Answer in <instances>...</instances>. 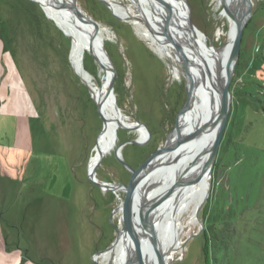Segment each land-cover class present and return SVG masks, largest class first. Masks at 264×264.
<instances>
[{"label":"rangeland","instance_id":"1","mask_svg":"<svg viewBox=\"0 0 264 264\" xmlns=\"http://www.w3.org/2000/svg\"><path fill=\"white\" fill-rule=\"evenodd\" d=\"M29 1L34 4L0 0V76L6 77V86L15 81L23 87L30 101L27 116L13 105L12 97L0 94L1 169L27 176L26 184L12 195L13 203L3 207L0 201V213L17 224L21 238L15 242L34 264H100L95 254L107 249L117 230L125 228L119 206L126 193L90 181L88 168L102 118L71 64L69 37L37 2ZM119 1L125 8L132 5L131 0ZM187 2L207 44L224 46L230 21L221 13L220 1ZM77 3L99 24L116 70L118 105L151 132L145 144L128 143L122 149L124 160L139 168L175 129L188 99L183 73L187 69L176 59V67L183 71L177 75L172 60L140 36L134 23L121 18L108 1ZM250 7L211 192L200 222L183 235L181 251L169 264H264V0H250ZM135 13L140 15L138 6ZM85 66L101 81L104 72L91 54L86 55ZM138 137L136 130L119 128L116 147ZM116 147L104 155L97 177L128 185L132 171L115 156Z\"/></svg>","mask_w":264,"mask_h":264},{"label":"bare ground","instance_id":"2","mask_svg":"<svg viewBox=\"0 0 264 264\" xmlns=\"http://www.w3.org/2000/svg\"><path fill=\"white\" fill-rule=\"evenodd\" d=\"M37 1L47 17L65 36L69 37L72 44L70 61L75 72L89 88L94 100L103 102L102 113L107 121L98 137L89 163V168L92 170L101 154L105 155L116 147L117 132L121 128L118 122L130 128L134 126L132 129L138 131L140 140L147 139L149 132L145 127L135 126L136 120H131L120 106V109L115 106L118 103L117 99L115 103L113 96L104 100L110 71L99 65L104 75L101 81H98L96 76L86 68L85 58L87 54H91L94 58L113 63L108 52L106 57L104 56L106 49L105 46L101 48L102 41L104 44V38L101 35L98 34L97 42L94 48H91L90 36L93 27L83 22L75 11L66 5L73 1ZM107 1L121 18L129 19L134 23L140 36L151 43L160 54L172 60V68L177 75L183 72L176 67L177 60L186 62L188 65L183 73L189 76L190 101L179 117L178 127L170 136L171 141L181 138L179 140L181 143L159 158L157 162L153 161L142 168L139 172L141 176L133 202V219L142 237L143 251L151 253V258L149 257L146 263L157 264V257L152 249L148 232L144 233L140 219V208L144 204L147 206L154 204L149 208L148 215L152 220L161 250L166 256V262L170 263L174 253L181 251L183 235L200 222L196 217V210L211 192V175L207 173L198 177L196 175L202 171L207 161L208 150L216 131L212 128L201 131L196 136H193V133L218 114L220 106L218 88L225 78L227 60L236 32V22L224 14L230 21L227 42L222 47H215L207 44V37L202 31L196 40L183 32L187 29L190 12L187 0H131L132 5L129 8L123 7L119 0ZM240 2L241 0H227V5L235 7ZM136 6L139 8L140 15L135 13ZM246 11L247 6L242 4L239 16H244ZM173 23H177L179 27ZM173 39L180 44V50ZM114 95L116 98L115 91ZM184 174V183L169 193L176 179ZM103 187L114 189V191L120 188L115 184L107 183ZM119 208L122 211V204ZM119 231L120 238L110 249L95 254V258L100 259V264L126 263L128 254L133 250V242L125 228Z\"/></svg>","mask_w":264,"mask_h":264},{"label":"water","instance_id":"3","mask_svg":"<svg viewBox=\"0 0 264 264\" xmlns=\"http://www.w3.org/2000/svg\"><path fill=\"white\" fill-rule=\"evenodd\" d=\"M33 1L38 3L37 0H33ZM72 1L73 2L66 3V5L69 8H71L72 10H74L75 13L77 14V16L83 22L90 24L93 27V32L91 33V36H90V43H91L90 46L93 49L95 46V42H97L96 40L98 39V34L100 31L99 24L97 21H95L93 18L89 17L87 14H85L81 10V8L79 7V5L77 3V0H72ZM102 1L105 2L106 4H108L106 0H102ZM219 1H220L221 5L223 6L221 13L227 15L228 17H231L236 22V32H235V35L233 38V44H232L231 52H230L228 60H227L225 78H224V81H222L220 83V86L218 88L219 94H220V106L218 109V114L212 120H209L205 124H203L202 127L200 126V128L193 133V136H196L201 131L212 129V128H215V131H216L213 142H212V144L208 150L207 161H206L202 171L196 175L197 177L200 176L201 174H205V173H207L210 176L212 174L213 167H214L216 160L218 158L222 138L224 135V131H225V128H226L228 120H229V116H230L231 111H232V93H231L230 87H231V83L233 81V77H234L235 72H236L237 62H238V59L240 57V50H241V44H242V40H243L244 29L247 25L248 20L250 19L251 15H252V11H251L252 8L250 7V0H241L240 4L238 6H235V7H229L227 5V0H219ZM242 4H243V6H247V11H246V14H244V16L240 17L239 11H240V7ZM188 6H189V4H188ZM189 10H190V6H189ZM115 15L118 16L117 14H115ZM173 24L176 27H179L177 25V23H173ZM178 29H180V28H178ZM183 32L191 35V37H193L195 40L198 37V34L200 33V29L197 27V25L194 23V21L192 19L191 10H190L189 16H188L187 29H186V31H183ZM101 41H102V39H101ZM173 41L175 42V44L178 46V48L180 50L181 46L177 42V40L173 39ZM103 47H104V44L102 41L101 42V48L103 49ZM104 52H105L104 56L106 57L107 51L104 50ZM95 61L98 63V65L102 66L107 71H110V80H109V84H108V88H107V92H106V96H105L104 100L113 96L114 101L116 103V98L114 95V83H115V74H116L115 67L113 64L105 62V60L104 61L99 60L97 57H95ZM184 65L187 69L188 65L186 62H184ZM189 83H190L189 76L187 75L186 76V84H187V89H188V99H187V102L185 103V105L183 106V108L181 109V111L179 112V114L177 116V122L175 125V129L172 131V133L178 127V119H179L181 113L184 111V109L188 106V103L190 101ZM95 102H96V106H97V110L99 112V115L102 118L103 128H104V125L106 124L107 120H106V117L102 113L103 102H98L96 100H95ZM115 106L118 109H120L118 104H115ZM118 123L121 126V128H123V129L132 130V128L134 127L133 126L132 128H130V127L125 126L124 123H122V124H120L121 122H118ZM135 126L145 127L149 132L148 138L143 139V140H140L139 138H135V139L123 141L117 145V147L114 151L115 156L121 162H123L125 164V166H127L132 171V176H131L129 184L125 185L123 183H110V182L100 180L97 177V168L100 165L102 159L104 158V154H101V156L98 159L97 164L95 165V167L92 170H90V168H88V177H89L90 181H92L94 184L98 185L102 189H104L103 186L106 183L107 184H115V185L119 186L120 188H124L126 194H125V197L122 199V202H121V204H122V221L124 223V226H125V229H126L128 235H129V238L133 242V250L131 253L128 254L127 261L125 264H134V263L135 264H147L146 262L149 260L151 253L148 254L149 252L145 253L143 251L142 240H141L142 237L139 235L137 227L135 225V220L133 219V211H134L133 202L135 200V192H136L137 184L140 181L139 178L141 176L139 172L142 170L143 167H145L146 165L150 164L153 161L157 162L159 160V158H161L163 155L168 153L174 147L178 146L181 143V141H179L181 138L179 140H176V141H171L170 140V136L172 135V133H171L168 136L165 143L162 145V147L158 148L139 168H132L124 160V158L122 156L123 147L128 143L145 144L151 137V132H150V130L146 124H144L143 122L135 121ZM184 176H185V174L182 176H179L178 179H176V181L174 182V184L172 186V189L169 190L170 191L169 193H171L174 188H176V187H178L184 183V181H185ZM111 190L114 191V189H111ZM206 199H208V198H206ZM206 199L204 200V202L206 201ZM204 202L201 203V205L196 210V217L199 220H201L200 214H201L202 207L205 204ZM153 206H154V204L148 205V206L146 204H144L143 206H141V208H140V219L142 222V226L144 227V233L146 234V231L148 232L147 234H148V237L150 239L152 249L155 252V255L157 257V264H169L166 262V256L163 253V251L161 250V246L159 245L157 237L154 233L152 220L150 219V217L148 215L149 208H151ZM118 238H120L119 229L117 230V237H116L115 241L107 249L100 251L98 253H103V252L107 251L108 249H110L112 247V245L117 241ZM94 260L97 263V260L95 257H94Z\"/></svg>","mask_w":264,"mask_h":264},{"label":"crops","instance_id":"4","mask_svg":"<svg viewBox=\"0 0 264 264\" xmlns=\"http://www.w3.org/2000/svg\"><path fill=\"white\" fill-rule=\"evenodd\" d=\"M0 58L2 61L3 57ZM4 79H6L4 75L0 76L1 96L3 98H5L6 96L12 97L13 105H15L19 110L24 109L25 113L27 112L28 116V104L30 103L28 99V93H26V91L23 90V87L19 86L15 81H13L11 85H4ZM19 87L20 89H18ZM23 176L24 177H22L21 175L19 176L15 173L11 174L9 172L2 171L0 163V181L2 184V186H0V194L2 195L0 201L5 204L3 205V207L13 203V200H11L13 199L12 195H14V193L18 191V188H21V185L26 184V173ZM24 188L27 189V187ZM5 220L6 218L3 219V215L0 213V264H34L29 257H25L23 248H21L20 245L15 242V238H21L19 231L16 229L17 224L15 222L12 223V220H6L9 224L7 225V222Z\"/></svg>","mask_w":264,"mask_h":264},{"label":"trees","instance_id":"5","mask_svg":"<svg viewBox=\"0 0 264 264\" xmlns=\"http://www.w3.org/2000/svg\"><path fill=\"white\" fill-rule=\"evenodd\" d=\"M16 1H17V0H16ZM24 3H25V5H31V4L33 5V4H34L33 2H31V1H29V0H25ZM20 6H21V5H20ZM36 13H38V11H37ZM38 14H39V13H38ZM34 18L37 19L36 16H34Z\"/></svg>","mask_w":264,"mask_h":264}]
</instances>
